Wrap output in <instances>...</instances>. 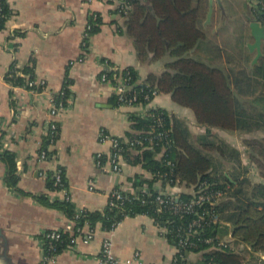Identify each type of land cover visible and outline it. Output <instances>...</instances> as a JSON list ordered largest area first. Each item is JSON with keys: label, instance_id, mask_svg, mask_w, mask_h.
Instances as JSON below:
<instances>
[{"label": "crops", "instance_id": "0c3cea01", "mask_svg": "<svg viewBox=\"0 0 264 264\" xmlns=\"http://www.w3.org/2000/svg\"><path fill=\"white\" fill-rule=\"evenodd\" d=\"M7 1L11 16L4 30H0V264H41L45 232L64 228L69 219L63 211L40 203L39 196L47 193L51 201L69 198L77 209L96 210L109 203L113 191L137 188V175L153 176L141 164L128 160L121 173L113 172L109 162L112 144L101 138L102 131L123 137L132 131L130 113L145 117L150 109L157 108L167 110L188 127L196 143L205 136L206 127L198 122L191 108L174 101L171 93H157L147 105L117 103L114 85L101 79L104 61L133 68L142 82L152 73L160 77L176 57L170 50L161 57L149 50L145 58L141 57L134 38L126 31L127 18L116 11V0ZM257 2L210 0L212 15L199 22L206 37L187 56L198 59L199 53L204 57L202 61L211 66L232 71L231 57L238 55L236 50L243 46L248 50V44L254 41L249 26L251 6ZM148 10L154 13L152 6ZM98 13L103 23L91 38L89 54L82 58L84 28L90 16ZM248 52L254 54L255 64L256 51ZM226 60L229 65L222 63ZM32 61L34 79L38 83L45 81L44 90L39 86H15L6 80L12 65L22 77ZM66 76L73 80L71 98L55 117L60 131L57 143L50 148L55 150L54 157L42 161L39 153L48 133L51 99L61 91ZM211 130L213 134L227 132L217 127ZM8 151L15 156L19 176L16 187L8 183L9 168L2 158ZM57 167L65 172L66 191H50L46 186L48 173ZM155 187L174 194L194 192L185 184L172 186L161 180ZM218 236L219 247L236 249L247 258L245 264H264V253L251 256L250 245L236 243L230 221L221 223ZM107 238L112 240L121 264H126L136 252L140 253L142 264H172L177 251L168 241L164 227L140 214L125 217L112 230H105L98 223L93 240L79 241L62 251L54 264H96ZM188 264H205L202 253H190Z\"/></svg>", "mask_w": 264, "mask_h": 264}, {"label": "trees", "instance_id": "16d2710c", "mask_svg": "<svg viewBox=\"0 0 264 264\" xmlns=\"http://www.w3.org/2000/svg\"><path fill=\"white\" fill-rule=\"evenodd\" d=\"M133 9L124 16L127 18L126 31L134 38L135 44L141 57H146L150 50L156 57H161L169 50L176 57L175 61L167 64V70L159 77L150 74L145 81H139L138 73L130 68L132 80L127 92L136 90L139 94V104H149L157 93H171L172 98L178 104L191 108L198 122L206 127L205 136H201L199 143L192 141L188 127L178 119L174 118L167 110L162 108L153 109L154 116L142 117L138 113H130L131 129L123 137L131 139H142L143 145H137V149H129V142H124L123 156L125 161L132 164H141L145 169L151 171L152 177L145 178L137 175L135 183L138 187L148 184L150 194H143L145 203L141 200L120 201L111 198L105 207L96 210L77 209L69 198L64 200L55 199L51 201L47 193L38 197L40 203L47 207H53L64 212L69 219L74 221V230L84 226L95 229L101 223L105 230H112L127 216L146 214L152 217L160 227H168L172 232L167 235L168 241L177 249L172 264H188L190 253H202L205 264H245L247 258L227 247L220 248L221 239L218 230L223 221H230L233 225V237L236 243H244L251 246L250 254L264 253V184L254 186V199L248 201L239 197L244 192L245 178L241 179L226 175L221 172L227 163L236 165L240 158L235 160L233 156H239V150L213 135L211 128L229 132H253L264 127V96L257 97L254 104H247L241 100L239 94L254 95L255 77L246 70L237 73L226 72L221 67L187 56L197 44L206 37L204 30L199 27V22L207 18L210 9V0H130ZM116 7H117V2ZM154 8V13L148 7ZM118 12V9H116ZM11 16V7L7 0H0V30H4L7 20ZM91 24L90 34L99 32L103 23L101 15L93 14L88 19ZM250 20L264 21V0H258L257 4L251 6ZM264 23V22H263ZM91 37V38H92ZM91 39L89 41L90 46ZM90 48V47H89ZM88 50L82 48V58L89 54ZM263 56V57H262ZM259 62L255 63L258 78L264 76V54ZM24 76H19L15 66H11L6 74V80L13 85H19L30 89L28 81L35 77V64L32 61L24 69ZM112 77L113 72H108ZM73 80L66 76L60 92L55 95L56 102H62L64 107L68 106L72 91L70 85ZM112 83V82H110ZM35 86L33 87V89ZM40 89L44 90L43 86ZM156 91V94L153 93ZM148 94V98L144 96ZM163 118L160 131H167L168 138H157L152 143L153 128L158 129L156 116ZM157 125V126H156ZM170 130V131H168ZM54 137L55 143L59 138ZM157 132V131H156ZM51 136L45 135L42 149H48ZM254 148L253 156L259 160L264 153L260 141H249ZM234 148V149H233ZM131 150H135L134 152ZM51 154L55 150L49 149ZM231 154V157H227ZM258 154L259 156H257ZM219 157V158H217ZM3 161L9 168L8 183L10 186L18 185L19 176L16 174L15 156L13 153L5 152ZM105 161V160H103ZM171 162V164H169ZM240 172L241 169L238 168ZM244 169V168H243ZM64 172V171H63ZM236 172V173H238ZM162 174L170 180L172 186L185 184L193 187V193L179 192V202H188L199 195L203 190L210 196L211 205L196 206L195 212H176L173 208L162 209L155 198L158 181H163ZM46 186L50 191H60L63 187L68 188L65 172L63 174L62 186L55 185L53 171L47 175ZM167 184L166 181H163ZM236 187L235 192L230 188ZM162 189V188H161ZM221 191L223 195L217 198L214 194ZM230 194V195H229ZM228 198H238L241 203L235 209H230L231 201ZM224 200V202H223ZM205 209L210 211L201 227L189 232V225L198 217V212ZM212 213L219 217L217 222L210 220ZM188 236L193 246L181 248L178 239ZM58 253L66 250L71 240L69 232L62 234ZM211 239V241H206Z\"/></svg>", "mask_w": 264, "mask_h": 264}, {"label": "built area", "instance_id": "2783aa9c", "mask_svg": "<svg viewBox=\"0 0 264 264\" xmlns=\"http://www.w3.org/2000/svg\"><path fill=\"white\" fill-rule=\"evenodd\" d=\"M117 2V7L118 13L121 16H127L131 10L133 9V5L130 0H116ZM262 24H264L262 21H260ZM91 24L89 21L87 22L84 31H83V38H82V48L83 50H88V45L89 41L91 39ZM82 50V51H83ZM105 63V68L102 71V77L101 79L103 81H108L112 82L116 89V100L119 105H135L139 104V94L136 90H134L132 93L127 92L128 86L130 84V81L132 80V74L129 68H120L116 65L111 64L108 61H104ZM112 71L113 75L112 77H109L108 72ZM45 81H41L38 83L35 79H31L28 81V86L31 87L30 89H33L34 86H39L45 89ZM27 87V86H26ZM154 94H156V91H153ZM144 98H148V94L144 96ZM51 108L49 110L50 114V119L48 120V133L46 135L51 136L50 140V145L48 149H42L39 153V159L40 160H48L54 157L49 152V149L55 145V139L54 137L58 135V130H59V123L56 121L55 117H57L61 110L64 109V104L62 102H56L55 98L51 99ZM147 105V104H146ZM148 116H154L153 114V109H150L147 113ZM157 122H158V129L156 127L153 128V134L152 137L150 138L152 143L155 142L157 138H168V132L166 131H160V126L163 124V118L159 115L156 116ZM157 126V125H156ZM157 131V132H156ZM170 131V130H168ZM101 138L103 140H110L112 144V149L111 153L109 156V162L111 164V168L113 172H119L122 170L123 166V145H121L124 142H129V149H137V145H143L144 146V141L142 139H130L126 137H119V136H113L110 135L109 133H106L105 131L101 132ZM135 151V150H131ZM171 164V162H169ZM63 169L60 167H57L53 171V176L55 179V185H63L62 184V179H63ZM163 176V181H166L168 185H170V180L167 179L165 174H162ZM91 189H93V184L90 186ZM67 188L63 187L62 190L60 191H66ZM143 194H150V187L148 184H144L142 187H137L133 188L132 190H120L117 189L112 192L111 198H115L120 201H133L134 199L141 200L142 203L146 202V199L143 198ZM217 198H220L223 193L221 191L216 192L214 194ZM210 196L208 195L205 191L200 190L199 195L196 198H193L192 200L188 202H179V196L177 194L171 193L169 191H166L165 189H158V195L156 196L155 200L158 203V205L162 209H167L173 208L176 212H195L196 206L200 205H205L206 202H208L211 205L216 204V202H212L210 200ZM111 198L110 201L111 202ZM198 217L195 218V220L189 225V232L192 231V229H196L198 227H201L206 220L207 215H209L210 211L208 209H205L203 212H198ZM211 218L210 220L212 222H217L219 220V217L216 213L210 214ZM75 222L70 221L69 223L66 224L64 228L60 229H50L45 232L44 234V256L42 259L41 264H54L59 253H58V248H59V243L62 241L63 237L62 234L64 232H69L71 237L70 243L68 244L67 248H73L79 241H82L84 243H88L91 240L94 239L95 236V229L90 228L89 226H84L82 228L77 229V234L76 231L74 230ZM166 234L169 235L172 231L168 227H164ZM206 241H211V239H207ZM178 245L181 248L187 247V246H193L195 243L189 242V237L186 236H181L178 239ZM134 259L138 261V264H142L140 261V253L136 252L134 255ZM121 259L118 258L115 254L114 251V245L113 242L110 238H107L103 241L100 255L98 257L97 263L96 264H121ZM128 264L131 263V260L127 261Z\"/></svg>", "mask_w": 264, "mask_h": 264}, {"label": "rangeland", "instance_id": "374dc122", "mask_svg": "<svg viewBox=\"0 0 264 264\" xmlns=\"http://www.w3.org/2000/svg\"><path fill=\"white\" fill-rule=\"evenodd\" d=\"M245 42L246 41H244V43ZM241 48L243 49L236 50L238 51L237 53L238 55H233L231 57L232 65L230 67H232L231 68L232 71L230 72L235 74L237 73V71L246 70L249 74L256 76L255 77L256 80L253 86L254 91H255L254 95L239 94V97L241 98L243 102L253 105L257 97L264 96V76H261L258 78V75L256 73L257 70L255 69V66H254L255 64H252V58L254 57V54L253 55L249 54L248 52L249 49L247 50L245 46ZM196 57L198 59L204 60L203 59L204 57H202V55H200L199 53H196ZM222 63L229 65L230 61L226 60V61H222ZM213 135L219 137L225 145L229 144L230 146L235 147L236 149L239 150L240 152L239 156L238 155L237 157L233 156V158H235V160L236 159L238 160L240 158V163H237L236 165H232V164L227 163V161L223 159L224 165L221 166V172L225 171L228 175H230L231 177L235 179L238 178L236 176L237 174L242 173L241 179L245 178L247 182H245L244 184V192L239 194V197L246 201H248L249 199H254V196H253L254 186L256 184H264V153H262L260 156L256 154L257 156L260 157L259 160L257 161L256 158H254L253 156L255 147H251L248 142L252 140L260 141V144L263 145L261 149H264V127L260 129H256L253 132L238 131V132L231 133L227 131L224 133L217 132V134L215 133ZM229 157H231V154H229L227 157H224V158H229ZM124 162H125V159H123V164ZM238 168L241 169L240 172H238L239 171ZM121 172L122 170L119 172H115V173H121ZM230 190L235 192L236 187L231 186ZM224 200L231 201L230 209L232 210L241 204L238 201V198H228ZM128 260H131L130 264H134L136 261L133 257L131 259H127L126 264H128L127 262Z\"/></svg>", "mask_w": 264, "mask_h": 264}, {"label": "water", "instance_id": "95a60500", "mask_svg": "<svg viewBox=\"0 0 264 264\" xmlns=\"http://www.w3.org/2000/svg\"><path fill=\"white\" fill-rule=\"evenodd\" d=\"M211 15L212 8L209 11L208 19L211 17ZM249 27L251 29V35L254 38V41L249 43L248 47L252 52L256 51V56L254 58V62L256 63L264 54V24H262L260 21L252 20Z\"/></svg>", "mask_w": 264, "mask_h": 264}]
</instances>
